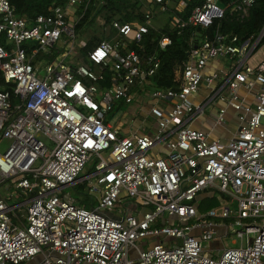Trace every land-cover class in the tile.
<instances>
[{
	"label": "built area",
	"instance_id": "2783aa9c",
	"mask_svg": "<svg viewBox=\"0 0 264 264\" xmlns=\"http://www.w3.org/2000/svg\"><path fill=\"white\" fill-rule=\"evenodd\" d=\"M189 1L178 0L177 10ZM89 2L66 0L29 25L10 0H0V72L17 99L12 103L10 93L0 91V144L10 142L0 153V264L34 258L32 264H264V59H254L262 36L237 44L236 36L218 30L211 38L204 34L190 47L179 86L156 89L151 79L159 59L142 61L130 49L151 26V10H144L145 24L113 20L108 30L116 36L97 43L79 63L75 52L84 45L74 40L81 16L68 11H85ZM253 3L239 0L228 12L243 20ZM153 6L152 14L166 12L171 0H145V8ZM224 15L218 0H205L186 21L174 15L171 28L206 32ZM170 43L162 37L158 47ZM52 48L60 50L53 61L35 62ZM220 59L227 64L206 74ZM201 87L208 94L195 104L191 98ZM241 92H253L252 102ZM135 98L149 101L141 112L153 125L122 136L124 116L114 126L109 120L116 106ZM218 103L217 125L228 109L237 113L238 128L227 143L191 128ZM92 159V173L79 178ZM82 182L98 196L97 208L59 196ZM2 190L18 192L23 201L10 206ZM203 196H215L218 206L200 213ZM126 201L135 210L150 209L107 215ZM226 237L233 245L244 239L245 246L223 248L218 258L205 249Z\"/></svg>",
	"mask_w": 264,
	"mask_h": 264
},
{
	"label": "trees",
	"instance_id": "16d2710c",
	"mask_svg": "<svg viewBox=\"0 0 264 264\" xmlns=\"http://www.w3.org/2000/svg\"><path fill=\"white\" fill-rule=\"evenodd\" d=\"M98 1V0H97ZM97 10L95 9L96 2L90 0L86 10L84 6L81 8V13L76 24V34L80 32L82 28H92L95 33L94 17L89 19L91 12L95 10V15H102L103 26H110L113 20L121 23H139L145 24L148 19L145 18L143 9L145 8V0H100ZM205 0H190L187 6L182 10H177L178 0H171V6L166 12H157V6H153L152 9L146 7L145 10H151V20H157L163 15V19L160 21L157 27L148 26L147 33L143 36L139 43H133L130 45V49L134 50L142 61L151 56H156L160 65L155 75L151 79V87L156 89H174L179 86L181 76L183 73V64L187 61L190 47L197 44L199 40H202L203 35L207 34L209 38L212 37L215 30H218L221 34L229 37L236 36L238 38L237 44H240L249 38L253 41L258 37L261 30L264 27V0H254L252 7L249 10L248 16L239 20L236 13H229L228 10L239 0H218V5L225 10V15L221 20H216L211 28L206 32L200 27L187 26L183 29L176 27L171 28L173 16H179L183 21H186L192 10L201 4ZM11 6L14 7V12L17 16L27 19L28 24L39 15H48L49 8H64L66 6V0H10ZM114 30H108L107 32H100L99 36L92 35L84 43L82 53L85 54L89 49L95 46L102 40H112L115 37ZM162 37H168L171 40L169 46L165 50H160L158 42ZM264 44V35L259 42V47ZM23 48L29 53L30 45L24 44ZM60 50L57 48L50 49L48 54H38L35 58V62L42 60L44 62L53 61ZM34 62V63H35ZM108 73H105L106 82L104 85L108 86ZM15 86L10 83H5L3 76L0 72V91H6L10 93V99L12 103H16L17 99L14 94ZM146 132V131H144ZM83 190L86 183L82 182L76 184ZM75 187V186H74ZM218 206V200L215 196H203L200 199L198 211L203 213Z\"/></svg>",
	"mask_w": 264,
	"mask_h": 264
},
{
	"label": "rangeland",
	"instance_id": "374dc122",
	"mask_svg": "<svg viewBox=\"0 0 264 264\" xmlns=\"http://www.w3.org/2000/svg\"><path fill=\"white\" fill-rule=\"evenodd\" d=\"M96 2L95 9L97 10L99 3L101 2L100 0H94ZM146 8L143 9V11ZM149 9V8H148ZM68 13L71 16H74L76 19L79 17L81 13V9L76 8V7H70ZM95 10L91 12V16L89 19H92L94 17V22H95V29H97V33L93 31L92 28H82L79 33L76 34V38L74 40L75 46L77 47L79 44L85 43V41L92 35L99 36L100 32H107L108 31V26L105 27L103 26V17L102 15H95ZM163 15L160 16L161 19H163ZM160 18L157 20H152L150 21L151 26L154 28L157 27ZM69 46V45H68ZM79 53V54H78ZM75 54H78L79 56V63L80 64H85V56L82 52H78V50L75 52ZM254 59L256 61H261L264 59V44L261 45L255 52L254 54ZM71 61V60H68ZM227 64L226 60L220 59L218 62ZM149 101L147 99H139L135 98V100L129 104V105H118L115 108V113L114 115L110 118L109 123L114 126L117 121L121 117L124 116V118L121 120L123 123V130H122V136H130L131 132L136 129L139 133H143V131L149 130L151 126L153 125V120L151 118H144V112H141L143 108L148 106ZM261 124L264 125V119L261 120ZM143 130V131H142ZM10 142L9 141H4L3 143L0 144V153L3 154L6 149L8 148ZM107 153L102 154L104 158H107ZM93 160L92 159L90 162H88L85 167L83 168L82 172L79 174V178H83L89 174L92 173L93 170ZM75 186V187H74ZM73 187H67L63 191L60 192L59 196H69L70 200L73 202L75 206H84L86 207L87 210H91L92 208H97L99 204V199L97 195H89V191L87 188L84 190L80 188L79 186L74 185ZM15 193L13 190H2L1 194L7 198V203L10 206H16L17 204L21 203L23 201V197L20 196L18 192H16L15 195H12ZM133 206L129 202H124L123 205L111 210L110 212H106L107 215L113 219L120 218L126 210H131ZM140 211V210H138ZM145 209H142V212H144ZM209 211V210H207ZM205 211V212H207ZM19 213L23 212V208L18 210ZM203 212V213H205ZM215 222L221 223L222 225H228L229 221L225 220H216ZM148 243V245L146 244ZM149 241L144 242L145 246H149ZM236 244L233 245L231 242L230 237H226L223 239V244L220 242H212L209 244V247L207 246L205 249L208 251V249H211V251H208L209 254H211L213 257L218 258L221 251L223 248H236L237 246H245V240L243 239L242 241L236 240ZM137 245L140 244V242L136 243ZM133 257L136 256V254H131ZM36 260L34 258L31 262L25 263V264H32V262Z\"/></svg>",
	"mask_w": 264,
	"mask_h": 264
},
{
	"label": "crops",
	"instance_id": "0c3cea01",
	"mask_svg": "<svg viewBox=\"0 0 264 264\" xmlns=\"http://www.w3.org/2000/svg\"><path fill=\"white\" fill-rule=\"evenodd\" d=\"M222 63L219 61L212 62L206 69L205 73L209 74L213 71H217L221 69ZM208 91L205 87H201L199 93L197 95L192 96V101L195 104L200 103L205 97L207 96ZM252 94L253 92L247 94L245 92H241L242 96H246L249 102H252ZM219 103L214 106H210L205 109L201 116H198L192 123L191 128L195 130H200L205 133H208L212 140H217L221 143H227L230 139H232L235 135V132L238 128V120H237V113L233 110L228 109L225 116V121L221 125H217L215 123V115H216V108L219 107ZM149 130H146L148 132ZM144 132V131H143ZM143 208H137V210L132 207L131 210H126L127 212H133V214L138 215L142 212ZM145 211L150 209L149 207L144 208ZM140 210V211H138Z\"/></svg>",
	"mask_w": 264,
	"mask_h": 264
},
{
	"label": "water",
	"instance_id": "95a60500",
	"mask_svg": "<svg viewBox=\"0 0 264 264\" xmlns=\"http://www.w3.org/2000/svg\"><path fill=\"white\" fill-rule=\"evenodd\" d=\"M263 35H264V27H263V29L261 30V32H260V35H259V36H262V37H263Z\"/></svg>",
	"mask_w": 264,
	"mask_h": 264
}]
</instances>
